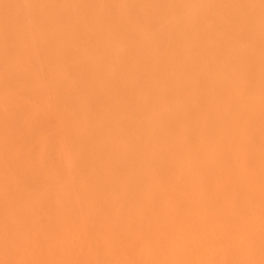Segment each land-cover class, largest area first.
Returning a JSON list of instances; mask_svg holds the SVG:
<instances>
[{
  "label": "bare ground",
  "instance_id": "obj_1",
  "mask_svg": "<svg viewBox=\"0 0 264 264\" xmlns=\"http://www.w3.org/2000/svg\"><path fill=\"white\" fill-rule=\"evenodd\" d=\"M0 264H264V0H0Z\"/></svg>",
  "mask_w": 264,
  "mask_h": 264
}]
</instances>
